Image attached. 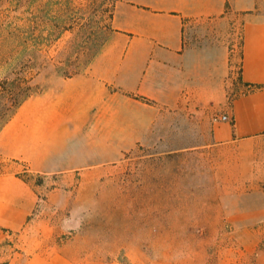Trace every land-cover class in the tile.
Instances as JSON below:
<instances>
[{"label":"rangeland","instance_id":"374dc122","mask_svg":"<svg viewBox=\"0 0 264 264\" xmlns=\"http://www.w3.org/2000/svg\"><path fill=\"white\" fill-rule=\"evenodd\" d=\"M118 1L0 0V91L15 80L33 84L37 95L84 72L112 31ZM186 33L191 47L228 49L231 101L240 71L238 12L193 20ZM82 133L101 136L103 152L65 154L52 171L0 153V173L17 174L38 193L25 235L2 228L0 264H264V233L236 231L237 215H218L236 212L239 202L207 200L220 191L199 152L209 132H152L131 148H122L130 132ZM75 155L81 166L66 168Z\"/></svg>","mask_w":264,"mask_h":264},{"label":"crops","instance_id":"0c3cea01","mask_svg":"<svg viewBox=\"0 0 264 264\" xmlns=\"http://www.w3.org/2000/svg\"><path fill=\"white\" fill-rule=\"evenodd\" d=\"M231 11L238 12L241 40L230 101L228 49L191 47L186 27L224 20ZM111 24L84 72L18 107L0 131V153L52 171L65 154L103 152L101 136L82 132H130L122 148L152 132H209L199 152L206 153L207 176L220 191L208 192L207 200L238 201L236 212L218 215H237L236 231L264 233V0H119ZM215 110L228 119H216ZM119 145L117 139L116 151ZM81 161L75 155L66 168ZM37 203L28 181L0 173V247L8 237L2 228L16 236L28 232Z\"/></svg>","mask_w":264,"mask_h":264},{"label":"trees","instance_id":"16d2710c","mask_svg":"<svg viewBox=\"0 0 264 264\" xmlns=\"http://www.w3.org/2000/svg\"><path fill=\"white\" fill-rule=\"evenodd\" d=\"M20 85L15 80L6 82L3 90L0 91V131L12 118L18 107L37 92L33 84L28 83L23 87Z\"/></svg>","mask_w":264,"mask_h":264},{"label":"built area","instance_id":"2783aa9c","mask_svg":"<svg viewBox=\"0 0 264 264\" xmlns=\"http://www.w3.org/2000/svg\"><path fill=\"white\" fill-rule=\"evenodd\" d=\"M222 119H223V120H227V119H228V116H227V115H223V116H222Z\"/></svg>","mask_w":264,"mask_h":264}]
</instances>
